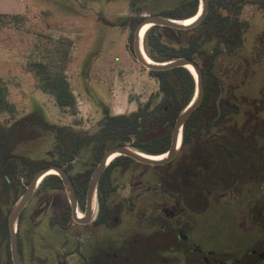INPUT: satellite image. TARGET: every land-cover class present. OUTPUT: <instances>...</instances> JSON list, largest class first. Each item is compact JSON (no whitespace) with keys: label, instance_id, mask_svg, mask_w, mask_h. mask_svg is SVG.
Instances as JSON below:
<instances>
[{"label":"rangeland","instance_id":"obj_1","mask_svg":"<svg viewBox=\"0 0 264 264\" xmlns=\"http://www.w3.org/2000/svg\"><path fill=\"white\" fill-rule=\"evenodd\" d=\"M20 1L28 8L26 15L4 20L6 25L0 21V78L16 108V118L38 113L57 129L17 154L45 168L65 157L63 153L76 152L65 166L74 178L90 182L97 159L93 146H80L79 138L101 125L105 115H130L146 105L154 108L161 99L157 80L131 53V36L140 16L173 12L188 0ZM255 3L243 1L240 21L247 25L243 43L230 55L221 50L213 69L219 83L239 85L237 95L252 101L262 100L264 93V3ZM214 48L209 44L204 51L210 54ZM35 50L64 78L74 98L71 108H60L55 95L43 92L27 72L29 56ZM55 52L61 56L55 57ZM249 107H239L240 113ZM10 119L9 114H0V123ZM160 175L163 172L155 167L137 162L119 163L111 171L114 193L108 203L118 217L116 236L128 239L140 231H180L191 238L190 247L195 244L188 250L189 257L167 247L163 252H148L145 263L204 264L206 256L211 264H264L258 258L264 253V185L250 188L242 183L233 195L228 194L232 200L211 202L205 212L193 213L162 184ZM25 177L20 176L26 190ZM13 205L5 208L7 217ZM68 205L65 193L56 190L40 194L27 206L19 226L25 264H36L33 261L46 254L62 260L68 257V264H77L75 244L81 243L84 249L86 242L76 240L75 235L83 233L93 239L97 233H106V228H78L72 221L65 227L72 233L66 242L64 226H57L54 219ZM58 238L70 247L59 244ZM8 262L7 242L0 237V264Z\"/></svg>","mask_w":264,"mask_h":264},{"label":"trees","instance_id":"obj_2","mask_svg":"<svg viewBox=\"0 0 264 264\" xmlns=\"http://www.w3.org/2000/svg\"><path fill=\"white\" fill-rule=\"evenodd\" d=\"M229 4H235V2L233 0L212 1L206 18L193 30L178 31L157 26L151 28L144 37L145 52L155 62L188 58L202 63V66H198L204 72L207 94L199 109L193 113L185 125L183 132L184 148L190 140L191 123L195 121L194 119L196 117L205 118L203 122L196 124L199 130L204 122L205 124L208 122L206 118L216 114L214 102L217 91L207 88L210 84L219 83L217 77L213 74L216 57L204 53L203 49L206 45L216 44L217 49H215L217 52L224 50V47L232 51L243 43L247 25H236L235 21L239 19L232 14L234 10L227 7ZM223 5H226L224 10L222 9ZM198 6V0H191L182 5L178 11L164 13L162 16L173 20H185L197 14ZM23 17L0 15V21L3 25H6L4 20H15ZM236 27L241 28L242 31L238 32ZM58 53L55 52V57L59 58L61 55ZM202 55L207 56V58L202 59ZM28 60L26 70L38 81L41 90L46 94L55 95L60 108H71L74 105V98L69 92L64 78L57 74L55 70L53 71L51 65L44 61V57L41 56L39 51H33ZM150 75L159 84L161 100L158 105L154 108L149 105L140 107L130 115L113 117L105 115L102 122L103 129L99 133L93 136L85 134L79 138L80 146H93V155L97 159V164L101 162L107 150L118 145H131L137 150L152 156L164 154L169 150L175 122L194 96L195 80L188 70L182 68L167 72H150ZM8 95V88L0 78V114L7 113L11 118L7 123H0V237L7 242L8 264H12L9 248L8 217L4 210L8 204H14L25 192V186L20 176L25 175L26 183L30 184L36 174L35 172L43 168L37 161L21 157L17 152L22 151L33 142H38L48 132L57 128L46 122L38 113L16 118V108L9 102ZM226 132L234 134L237 138L246 136L244 128L237 130L230 128L226 129ZM60 133L62 132L60 131ZM242 146L244 145L242 144ZM64 154L66 156H60L54 165L65 166L76 156V152L73 153L70 150ZM122 162L133 163L134 161L125 157L116 158L106 169L101 179L100 190H104L101 193L104 201H102L104 212L108 211L106 209V198L109 194L108 187L111 184L112 168ZM170 165L171 163L155 168L163 172L165 176L163 180L168 182H170L169 175L167 176ZM253 165L256 166L255 163ZM242 167L245 169L244 164H242ZM257 168L260 170L259 164ZM82 180L79 184V198L83 205L89 180L88 178ZM41 189L43 191L63 190V183L59 177L49 176L41 184ZM12 197H14L13 200H11ZM186 206L196 213H203L208 207L204 204L190 203H186ZM23 214L21 217H23ZM64 222L66 224L71 222L70 215L65 217ZM98 223H101V221L98 220L96 224ZM203 263L206 264L204 261Z\"/></svg>","mask_w":264,"mask_h":264},{"label":"flooded vegetation","instance_id":"obj_3","mask_svg":"<svg viewBox=\"0 0 264 264\" xmlns=\"http://www.w3.org/2000/svg\"><path fill=\"white\" fill-rule=\"evenodd\" d=\"M190 1L191 0H188L184 4H187ZM212 1L219 0H210V4ZM233 1L235 2V4H229L227 5V7L235 11H232V14L236 15L239 19L235 21L236 25L242 26V24L244 23L240 21V15L244 0ZM253 1L256 2L255 4L264 3V0ZM180 7L176 8L173 12L178 11ZM222 7V9L224 10L226 8V5H223ZM147 16L150 15L140 16L142 17L140 22ZM236 28L238 32L242 31L240 30L241 28ZM134 33L135 30L131 36L132 41L134 38ZM213 45L216 48L217 45ZM215 48L209 55L217 58L220 56V53L223 50L217 52V48ZM236 49L237 48L230 51L226 47H224V51L229 53V55L235 53ZM203 52L205 53L204 49ZM201 58L206 59L207 56L202 55ZM196 63L199 66H202L201 61H198ZM202 74L204 77L203 71ZM207 88L217 91L214 102V107L216 110L215 116L213 115L210 118H206L208 122L206 124L204 122V125L199 128V130L196 127V124H200L205 120V118L196 117L194 119L195 121L191 123L190 140L188 141L187 146L184 148L182 144L178 156L171 162L170 170L167 174V176L169 175L170 182L163 180V178H165L164 174L160 175L162 184H164L165 187L170 186V193H172V195L175 197H179L183 204H204L209 206L211 202H223V199L228 202L227 200H232L231 198H229V195H233L235 192L234 190L242 183L247 186L249 185L250 188L254 186L264 185V93L262 94V100L252 101L251 99H244L242 98V96L237 95V91H239V85L230 84L226 86L222 83H217L210 84ZM206 94L207 89L205 86V95ZM220 95L222 96V98L218 108L217 100ZM243 105H248L250 107L242 115L239 111V107ZM98 126L102 127L103 129L102 124ZM230 128H235L236 130L244 128L246 136H244L243 138H237L234 134L226 132V129ZM242 144L244 146H242ZM254 163L256 166L253 165ZM242 164L245 165V169H243ZM258 164L260 165V170L257 168ZM66 171L74 184L76 196L78 199V213L79 215H81L82 213L80 212V210H82L84 214L86 208V196L82 205L81 199L79 198L80 180L74 178L72 174H70L68 166H66ZM108 189L109 194L106 198V209L108 211L104 212V207H102L104 201L101 194L104 190H100L99 183L97 200L99 210L97 211L94 222H92L91 224L79 225L73 221L72 208L70 206L68 198V207L57 211L58 218L54 219V222H57V226L61 225L64 226V228L67 227L64 219L65 217H68V215H70V221H73L78 226V228L86 229L89 226L93 225L96 228H106L107 230L105 234L101 232V234L97 233V235H95L93 239H88L86 237L87 235L83 233L75 235L77 236L76 240H84L86 242V246L84 249H81V243L75 244V251H78L74 253L77 257V264H147L145 262L149 255L148 252H163L167 247H169L170 249L172 248V250L175 251H181L187 257L191 255L188 253V250L191 249V247L195 246V244L190 247L189 244L192 243L191 238L180 231H175L172 234H168L166 231L162 230L155 231L151 234L140 231L138 233H134L132 236H129L128 239H126L125 237L116 236L114 230L116 229L115 223L118 222V217H116L113 213V206L110 207L108 203L110 196L114 193V188L110 184V187H108ZM49 191H43L40 186L34 198L42 193L45 194ZM59 191L65 193L64 186L63 190ZM233 201L235 200L233 199ZM25 210L23 211V213L25 212ZM83 214L81 215V217H83ZM21 219L22 217L20 216V220ZM98 220L101 221V223L96 224ZM70 223H68V225ZM69 229H63V235L61 234L66 242L71 239L70 236L72 233ZM125 230L126 229H124L123 231ZM128 234L129 232L127 231L125 235L128 236ZM58 239V242H60L59 244L64 245L65 248L70 247L71 244L65 243V241L60 240V238ZM20 241L21 239L19 233V243ZM78 247L79 249H77ZM186 247L187 250H185ZM20 253L22 257V248L20 250ZM251 254L255 255L256 252L254 251ZM71 255L73 254H70L69 256ZM136 257H138V259ZM67 259L68 257H65L62 260L58 255L53 257L50 254H46V256L44 258H41L40 261L36 260L33 262L36 264H68ZM203 261L206 264H211L207 257H203ZM152 263L156 264L155 262ZM23 264H25L24 261ZM234 264H239V262H235Z\"/></svg>","mask_w":264,"mask_h":264},{"label":"water","instance_id":"obj_4","mask_svg":"<svg viewBox=\"0 0 264 264\" xmlns=\"http://www.w3.org/2000/svg\"><path fill=\"white\" fill-rule=\"evenodd\" d=\"M210 0H199L198 12L195 16L185 20H173L162 15H150L138 24L135 29L133 38L132 53L135 60L148 72H167L175 69L188 70L195 80V92L190 103L179 114L174 129L172 131L171 146L169 150L161 155L152 156L147 155L130 145H118L107 150L98 164L97 168L93 172L86 195V208L83 217H79L78 214V199L76 196L74 184L69 174L66 171V166L50 165L48 167L40 169L29 185H26V190L23 195L14 203L8 216V230L10 239V254L12 264H23V260L20 253L19 243V220L20 216L29 203L34 198L37 190L43 183V181L49 176H57L61 179L65 193L72 208V219L76 224L88 225L94 222L97 210H98V187L100 180L110 164L118 157H125L133 160L142 165L159 167L170 164L179 154L183 144V132L185 125L189 118L195 111L201 106L205 97V85L202 70L198 64L188 58H179L168 62H155L145 52L144 40L141 39V33L144 28L149 26V30L153 27H164L178 31H190L197 28L206 18L209 12ZM194 19L190 24H183L186 20ZM148 30V31H149ZM147 31V32H148ZM146 32V33H147ZM194 71L195 75L191 72ZM222 96L220 95L217 100V106L219 108ZM102 127L96 125L89 129L88 135L93 136L99 132ZM163 159L157 160L153 157H161ZM114 158V159H112ZM54 172V174H52ZM259 259L264 261V253L259 255Z\"/></svg>","mask_w":264,"mask_h":264},{"label":"crops","instance_id":"obj_5","mask_svg":"<svg viewBox=\"0 0 264 264\" xmlns=\"http://www.w3.org/2000/svg\"><path fill=\"white\" fill-rule=\"evenodd\" d=\"M27 11L28 8L25 2L20 0H0V15L25 16Z\"/></svg>","mask_w":264,"mask_h":264},{"label":"bare ground","instance_id":"obj_6","mask_svg":"<svg viewBox=\"0 0 264 264\" xmlns=\"http://www.w3.org/2000/svg\"><path fill=\"white\" fill-rule=\"evenodd\" d=\"M193 21H194V19H190V20H186V21H184V22H182V23H183V24H190V23H192ZM148 30H149V26L143 29V31H142V33H141V39H142V40H144L145 34H146V32H147ZM191 72L195 75V73H194L193 70H191ZM153 158H154V159H157V160H161V159L164 158V156H161V157H153ZM112 159H114V158H112ZM52 174H54V172H52ZM78 214H79V213H78ZM81 215H82V214H81ZM81 215H79L80 218H81Z\"/></svg>","mask_w":264,"mask_h":264}]
</instances>
